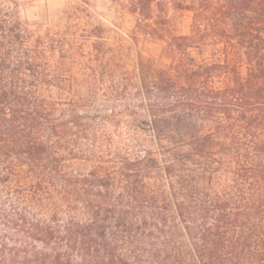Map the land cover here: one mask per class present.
Masks as SVG:
<instances>
[{
    "label": "trees",
    "instance_id": "trees-1",
    "mask_svg": "<svg viewBox=\"0 0 264 264\" xmlns=\"http://www.w3.org/2000/svg\"><path fill=\"white\" fill-rule=\"evenodd\" d=\"M125 7L174 59L113 56L110 139L63 41L0 5V264H264V0Z\"/></svg>",
    "mask_w": 264,
    "mask_h": 264
},
{
    "label": "rangeland",
    "instance_id": "rangeland-1",
    "mask_svg": "<svg viewBox=\"0 0 264 264\" xmlns=\"http://www.w3.org/2000/svg\"><path fill=\"white\" fill-rule=\"evenodd\" d=\"M125 3L126 0H0V5L10 7L31 28L39 29L42 34L50 32L54 40L63 41L66 57L61 73L65 76L66 91L62 96L66 100L82 98L81 110L90 118L94 115L108 118L102 131L110 139L115 131L112 126L113 56H120L130 69L137 53L162 69L169 68L174 59L173 50L164 43L143 37L135 43L137 22L126 10ZM169 16L177 33L190 32L191 13L170 9Z\"/></svg>",
    "mask_w": 264,
    "mask_h": 264
}]
</instances>
